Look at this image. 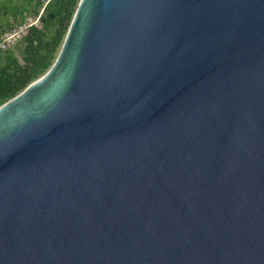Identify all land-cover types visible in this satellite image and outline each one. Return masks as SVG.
Returning <instances> with one entry per match:
<instances>
[{"label":"water","instance_id":"1","mask_svg":"<svg viewBox=\"0 0 264 264\" xmlns=\"http://www.w3.org/2000/svg\"><path fill=\"white\" fill-rule=\"evenodd\" d=\"M0 264H264V0H79L0 105Z\"/></svg>","mask_w":264,"mask_h":264},{"label":"trees","instance_id":"2","mask_svg":"<svg viewBox=\"0 0 264 264\" xmlns=\"http://www.w3.org/2000/svg\"><path fill=\"white\" fill-rule=\"evenodd\" d=\"M79 0H0V37L38 17L12 49L0 51V105L51 66Z\"/></svg>","mask_w":264,"mask_h":264},{"label":"built area","instance_id":"3","mask_svg":"<svg viewBox=\"0 0 264 264\" xmlns=\"http://www.w3.org/2000/svg\"><path fill=\"white\" fill-rule=\"evenodd\" d=\"M37 21H32V19L25 20L22 24L18 25L17 27L13 28L10 31L3 33L0 37V51H5L7 49H12L17 44L18 40L24 35L27 29L31 25L38 24V17Z\"/></svg>","mask_w":264,"mask_h":264},{"label":"rangeland","instance_id":"4","mask_svg":"<svg viewBox=\"0 0 264 264\" xmlns=\"http://www.w3.org/2000/svg\"><path fill=\"white\" fill-rule=\"evenodd\" d=\"M27 19H32V21H37V18H34V17H27L25 20H27Z\"/></svg>","mask_w":264,"mask_h":264}]
</instances>
